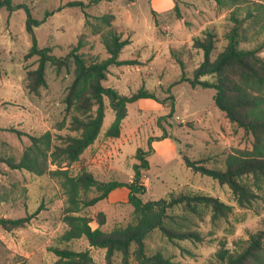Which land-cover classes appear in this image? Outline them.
<instances>
[{
	"label": "rangeland",
	"instance_id": "374dc122",
	"mask_svg": "<svg viewBox=\"0 0 264 264\" xmlns=\"http://www.w3.org/2000/svg\"><path fill=\"white\" fill-rule=\"evenodd\" d=\"M71 1L76 0H13V3L23 4L35 18L45 19L35 27L38 43L42 48L52 47V53L58 57L66 56L83 39L80 51L89 60L107 58L103 43L106 27L100 17L113 13L112 27L131 40L120 58L137 63L111 66L104 84L125 95L145 87L157 97L128 104L119 137L107 135L116 118L115 111L107 106L97 141L71 166L72 173L85 168L99 180L130 181L139 162L138 149L149 151L152 147L149 168L143 170L142 177L147 186L142 196L145 201L169 198L172 192H202L233 205V212L218 220H213L209 209L203 210L202 217L188 214L191 226L202 232V242H172L158 229L147 237L149 254L162 251L175 264H208L215 259L221 240L236 249L253 234L264 231L263 200L241 206L227 185L194 172L183 158L188 155L204 159L210 167H223L229 154L252 149L253 136L232 123L216 106L214 88L194 87L189 82L172 85L182 74L173 51L182 57L187 74L192 76L204 60L203 51L193 45L194 39L203 37L208 29L213 30L218 39L216 53L222 51L227 44L226 33L234 24L232 12L238 10L240 17H244L248 7H256L254 0L223 6L214 0H103L85 9L67 5ZM48 12L53 13L47 15ZM26 21L25 7L10 11L0 6V157L19 159L31 144L27 135H20L10 127L36 135L51 131L55 138L68 133L66 128L59 129L58 123L66 116L64 98L74 78V65L58 71L48 64V86L42 87L39 94L30 92L27 71L37 67L38 56L26 58L33 43ZM255 29L259 33L243 46L255 47L264 41V32L257 26ZM260 55L264 57V48ZM171 96L175 100L174 115L166 117L171 111ZM163 135L167 137L161 138ZM127 198V188L116 189L83 213L95 218L100 211L105 212L107 222L102 229L110 231L133 220V207ZM65 200L60 185L49 174L13 169L0 160V217H22L43 207L24 227L8 231L0 224V264H54L58 257L50 250L53 246L89 249L94 264H123L122 254H116L109 263L106 250L90 246L85 237L70 242L61 240L68 228L63 220ZM172 212L180 214L183 209Z\"/></svg>",
	"mask_w": 264,
	"mask_h": 264
},
{
	"label": "trees",
	"instance_id": "16d2710c",
	"mask_svg": "<svg viewBox=\"0 0 264 264\" xmlns=\"http://www.w3.org/2000/svg\"><path fill=\"white\" fill-rule=\"evenodd\" d=\"M103 0L71 1L67 5L80 6L83 9ZM223 6L228 3L239 4L243 0H214ZM256 7L247 8L246 15L240 17L238 10L231 15L233 26L226 33L227 44L216 53L217 33L206 30L203 37L194 39V47L203 51L204 60L195 68L192 76L187 74L184 60L173 51L177 62L182 67L180 78L172 85L189 82L192 86L214 88L216 106L238 127L253 136L252 149L229 154L223 167H210L204 159H192L183 155L185 164L194 172L212 177L222 185H227L235 200L243 207L258 200L264 201V57L260 55L264 41L255 47H245L243 43L254 40L259 27L264 32V0H254ZM0 6L13 11L25 7L27 12L26 28L32 36V46L26 58L38 56L37 67L27 71V87L30 92L39 94L42 87H47V65L51 64L58 71L69 70L74 65V78L64 98L66 116L58 123V128L68 129V133L56 138L51 131L41 135L30 134L10 127L20 135H27L31 144L19 159L12 156L0 157L13 169L27 170L38 175L49 174L54 178L66 196L63 220L68 225L61 236L64 242L85 237L90 246L106 250V257L112 263L116 254H122L123 264H175L171 257L162 251L149 254L146 247L147 237L155 230L172 242H202V232L191 226L190 215L202 217L205 209L212 212L213 220L227 218L233 212V205L221 198L202 192L170 193L169 198L145 201L143 195L147 186L143 182V170L149 168L148 155L153 151L138 149L135 174L132 180H99L94 173L82 169L72 173L71 166L82 159L84 152L98 139L110 106L116 118L107 135L119 137L122 122L128 115V104L144 98L156 99L154 92L142 87L130 95L120 93L116 88L106 86L113 65L137 63L131 59H121L125 46L131 43L122 33L112 27L113 13L100 17L106 27L103 43L108 57L102 60H89L82 49L84 42L72 46L66 56L54 55L50 46L40 47L35 27L45 22L34 17L30 8L23 4H14L13 0H0ZM63 8L59 7L57 10ZM178 10V5L175 6ZM53 12H48L47 15ZM180 14V13H179ZM252 18V19H251ZM216 57L213 58V55ZM171 111L166 117L174 115L175 100L171 96ZM163 135L161 138H165ZM119 188L128 189L127 202L133 207V220L126 225H117L110 231L102 227L107 222V215L100 211L94 218L83 211L107 199ZM94 193V195H91ZM42 206L33 213L17 218L0 217L1 226L8 231L26 226L42 210ZM182 208L180 214L173 213ZM97 223V226L93 225ZM58 257L54 264H94L89 249L75 250L69 246L50 248ZM208 264H264V231L253 234L231 249L226 241L221 240L215 252V259Z\"/></svg>",
	"mask_w": 264,
	"mask_h": 264
}]
</instances>
